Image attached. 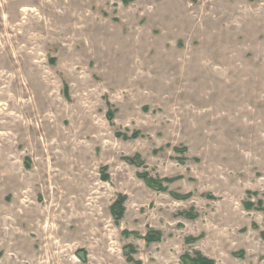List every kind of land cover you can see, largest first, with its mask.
<instances>
[{
  "label": "rangeland",
  "instance_id": "1",
  "mask_svg": "<svg viewBox=\"0 0 264 264\" xmlns=\"http://www.w3.org/2000/svg\"><path fill=\"white\" fill-rule=\"evenodd\" d=\"M0 50V264H264V0H0Z\"/></svg>",
  "mask_w": 264,
  "mask_h": 264
},
{
  "label": "bare ground",
  "instance_id": "2",
  "mask_svg": "<svg viewBox=\"0 0 264 264\" xmlns=\"http://www.w3.org/2000/svg\"><path fill=\"white\" fill-rule=\"evenodd\" d=\"M6 27V26H5ZM9 28V27H8ZM9 30V29H8ZM7 31V30H6ZM2 44V43H1ZM2 50L4 51L5 55H4V58H6L7 60H9V63H10V66L9 67H12L14 64H12L10 61V52L7 51V47L6 45L3 43L2 45ZM1 51V50H0ZM2 54V53H1ZM2 59V58H1ZM8 68V67H7ZM11 69V68H10ZM4 70V69H3ZM1 71V70H0ZM16 74V73H15ZM4 78V79H3ZM5 85L2 89H0V102L1 101H10V104L13 103L14 99L13 98H10V96H8L9 92H10V89L11 87H13V85L17 84L18 85V94L20 97L22 98H28V95H29V90L22 85L19 84V81L17 78H15L14 81H12V79H10L9 77L8 78H5V75L0 73V86L1 85ZM2 105V104H0ZM9 106V105H8ZM13 106H16L17 109H20V110H24L26 108H30L32 107L31 105V102L30 101H25V102H22L18 105L16 104H12V107ZM3 114H0V119H3L4 122L2 124V127H7V126H11L12 128H15L17 129L18 131H21V130H25L26 128L27 129H31L32 126L30 125L29 121L26 122L22 119V117H16V116H12L11 118H7L6 117V112L7 110H3ZM3 116V117H2Z\"/></svg>",
  "mask_w": 264,
  "mask_h": 264
},
{
  "label": "trees",
  "instance_id": "3",
  "mask_svg": "<svg viewBox=\"0 0 264 264\" xmlns=\"http://www.w3.org/2000/svg\"><path fill=\"white\" fill-rule=\"evenodd\" d=\"M141 177H143V179L152 187V188H157L159 190H165L164 186H163V183L162 181L160 180H156V179H153L151 177H148V175L146 173L142 174ZM167 181V180H166ZM170 181V180H169ZM177 199H182V198H186L187 196H178V195H174ZM119 202H117L114 207H113V211L115 212V215H116V219H119L121 218V214H122V211H123V208H122V202L124 200V198L120 197L119 198ZM119 212V213H118ZM263 236H264V233H263ZM147 240L149 242H152V241H157V240H160V236L158 233H155V234H150L147 238ZM185 260L186 259H190V257H188L187 255L185 256L184 258ZM193 264H213V261L201 256V255H198L195 259H191L190 260Z\"/></svg>",
  "mask_w": 264,
  "mask_h": 264
}]
</instances>
